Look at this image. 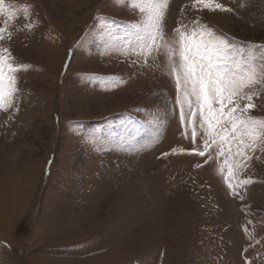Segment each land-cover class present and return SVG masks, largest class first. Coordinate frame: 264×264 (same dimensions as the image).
<instances>
[{
	"label": "rangeland",
	"instance_id": "rangeland-1",
	"mask_svg": "<svg viewBox=\"0 0 264 264\" xmlns=\"http://www.w3.org/2000/svg\"><path fill=\"white\" fill-rule=\"evenodd\" d=\"M216 2L232 11L170 0L166 37L199 18L264 46V0ZM6 4L28 5L29 19L20 12L0 41L26 66L13 107L0 110V264H264V152L240 173L254 181L239 189L242 200L218 171L222 158L178 154L193 144L168 106L172 81L101 36L105 22L131 31L138 10L128 0ZM254 103L251 114L264 118V94Z\"/></svg>",
	"mask_w": 264,
	"mask_h": 264
},
{
	"label": "snow or ice",
	"instance_id": "snow-or-ice-1",
	"mask_svg": "<svg viewBox=\"0 0 264 264\" xmlns=\"http://www.w3.org/2000/svg\"><path fill=\"white\" fill-rule=\"evenodd\" d=\"M117 3L123 4L125 0ZM128 3L138 10V22H131L132 30L122 34L113 29L111 22H105L101 34L105 48L121 55H134L137 57L134 62L142 66H157L172 81L176 95L174 102L169 99L168 106L172 114L179 109L182 134L193 144L191 150L180 149L178 154L204 157L205 164L214 160L219 163L222 158L218 171L229 192L242 200L239 189L254 181L250 177L241 179L240 173L247 167L246 162L252 160V153L257 149L264 152V118L251 114L257 108L254 97L264 94V46L241 45L225 34H218L199 18L191 25L179 24L174 35L167 38L164 21L170 0H128ZM192 7L210 12L232 11L216 0H193ZM20 12L27 21L28 5L16 8L0 0V17H6L5 26L0 27V41L6 38L7 23L17 19ZM27 27L31 29L32 24ZM161 55L163 63L155 65ZM25 67L13 63L8 48H0V110L13 107L18 93L16 74ZM112 86L110 81L101 82L105 90ZM138 135L130 134L127 139L135 140ZM173 153L177 154L176 149Z\"/></svg>",
	"mask_w": 264,
	"mask_h": 264
}]
</instances>
